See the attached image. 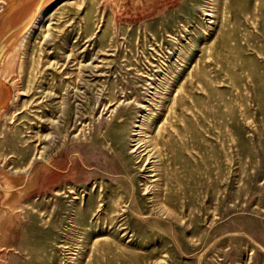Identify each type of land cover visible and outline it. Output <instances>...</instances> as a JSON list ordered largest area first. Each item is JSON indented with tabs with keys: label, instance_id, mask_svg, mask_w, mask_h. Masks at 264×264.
Masks as SVG:
<instances>
[{
	"label": "rangeland",
	"instance_id": "rangeland-1",
	"mask_svg": "<svg viewBox=\"0 0 264 264\" xmlns=\"http://www.w3.org/2000/svg\"><path fill=\"white\" fill-rule=\"evenodd\" d=\"M0 176V264H264V0H0Z\"/></svg>",
	"mask_w": 264,
	"mask_h": 264
},
{
	"label": "crops",
	"instance_id": "crops-1",
	"mask_svg": "<svg viewBox=\"0 0 264 264\" xmlns=\"http://www.w3.org/2000/svg\"><path fill=\"white\" fill-rule=\"evenodd\" d=\"M5 182L3 180V177L0 176V207L3 208L4 205H3V200L5 198V195H6V186H5ZM3 199V200H2Z\"/></svg>",
	"mask_w": 264,
	"mask_h": 264
},
{
	"label": "bare ground",
	"instance_id": "bare-ground-1",
	"mask_svg": "<svg viewBox=\"0 0 264 264\" xmlns=\"http://www.w3.org/2000/svg\"><path fill=\"white\" fill-rule=\"evenodd\" d=\"M10 8H11V7H10ZM9 10H10V9H9ZM4 11H5V10H4ZM8 12H9V11H8ZM28 20H30V19H28ZM1 27H2V26H1ZM15 31H16V30H15ZM2 46H3V44H2ZM9 98H10V97H9ZM5 108H6V107H5ZM3 111H4V110H3ZM3 111H2V112H3ZM3 113H4V112H3ZM2 200H3V199H2Z\"/></svg>",
	"mask_w": 264,
	"mask_h": 264
}]
</instances>
